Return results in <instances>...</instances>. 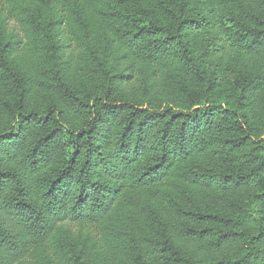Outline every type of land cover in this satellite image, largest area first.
I'll return each mask as SVG.
<instances>
[{
	"label": "trees",
	"instance_id": "trees-1",
	"mask_svg": "<svg viewBox=\"0 0 264 264\" xmlns=\"http://www.w3.org/2000/svg\"><path fill=\"white\" fill-rule=\"evenodd\" d=\"M0 264H264V0H0Z\"/></svg>",
	"mask_w": 264,
	"mask_h": 264
},
{
	"label": "rangeland",
	"instance_id": "rangeland-1",
	"mask_svg": "<svg viewBox=\"0 0 264 264\" xmlns=\"http://www.w3.org/2000/svg\"><path fill=\"white\" fill-rule=\"evenodd\" d=\"M7 27H9L10 29L15 28L17 30L16 25L13 22H11V21L8 22ZM142 79H143L142 74H137L135 76V78H132V80L131 79L129 80V83H127L125 85V87L122 88L121 92L123 94L132 93L133 91H135V93L136 92L139 93V83L141 82ZM164 102H166L165 97L164 96L163 97L162 96L161 97L158 96V97H156V99L153 102L152 106L155 107V108L161 109L162 107H164V105H163ZM213 194L217 198L219 196L220 192L216 191ZM212 199H213V197L209 196L207 201L211 202ZM183 202L186 203L185 198L183 199Z\"/></svg>",
	"mask_w": 264,
	"mask_h": 264
}]
</instances>
